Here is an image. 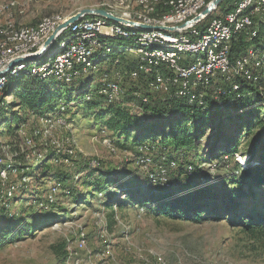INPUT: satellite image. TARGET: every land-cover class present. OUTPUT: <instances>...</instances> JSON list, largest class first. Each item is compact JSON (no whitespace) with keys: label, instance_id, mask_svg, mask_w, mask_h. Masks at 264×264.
I'll return each instance as SVG.
<instances>
[{"label":"rangeland","instance_id":"374dc122","mask_svg":"<svg viewBox=\"0 0 264 264\" xmlns=\"http://www.w3.org/2000/svg\"><path fill=\"white\" fill-rule=\"evenodd\" d=\"M107 1L0 0V3L14 2L10 12L0 13V26L7 22H14L17 26L34 25L41 18L52 14H61L68 19L82 9L101 7ZM70 35L68 33L67 38ZM113 44L115 47L119 46V49L135 46L133 41L124 40H116ZM116 52L117 50H114L112 55ZM123 56L125 58L120 60L121 64L116 66L112 61L100 63L96 69L81 75L72 83L50 79L51 88L56 92L54 98L57 105L66 103L72 114L69 128L59 129L53 138L62 142L66 131L75 129L78 140L76 155L69 165L47 164L44 167L45 173L33 164L30 167V171L34 173L33 179L28 183L25 193L19 195V199L11 208L12 212L17 214V219H10L0 210V227L6 228L7 223L13 224V227L2 232L6 235L0 233V239L5 238L0 245V264H70L66 255L68 247L82 256L83 264H143L134 251L137 246L155 248L168 264H264V235L247 232L242 226H235L232 223L234 210L226 211L220 216L207 214L204 220L187 219L186 216L158 213L153 205H150L153 209L149 210L146 203L141 205L128 200L134 197L124 191L122 194L126 200L119 203H116L115 199L109 201L107 192L100 194L96 187L90 186L92 182L95 184L101 180L98 171H91L96 168L91 161L96 160L102 163L106 170H117L119 181L131 180L133 192L139 189L141 181L148 178V184L156 188L160 196L170 194L167 182H150V174L159 166L161 156H167L163 153L165 149L157 148L152 151L148 146H141L139 151L135 152L131 151L129 146L132 147L142 134L152 142L165 140L172 121H155L149 111L139 106L136 101L140 99L139 95L149 94L152 96L151 100H154L162 94L151 91L143 79L127 78L125 69L129 65V68L133 67L137 57L133 53ZM107 69H111L110 72L113 73L119 71L124 74L122 84L126 93L121 101L110 103L95 95L101 76ZM26 82L27 80L23 81L22 86ZM134 90H139L136 95L132 94ZM262 91L264 94V86ZM89 93L91 99L87 100L85 97ZM254 97L247 93L234 105L222 110L220 115L204 116L198 135H195L193 142L187 147L189 157L201 168H197L198 175L194 178L185 177L183 161L179 170L169 171L168 180L171 178L176 185L174 192H181L185 188L192 189L201 173H206L209 186L216 191L238 188L242 185L243 170L250 162L254 165L264 164V138L261 141L259 139L264 129V106L260 107ZM6 100L9 106L13 100L12 95L9 94ZM19 104L20 99H17L13 109L18 110ZM123 110L127 112L126 121L132 124L126 129L120 125L117 114L124 112ZM25 115L30 128L34 117L28 111ZM163 126L165 129L161 130L160 127ZM1 127L2 123L0 146L15 137L13 130L6 131V126L2 129ZM105 137L111 138L120 146L117 152H112L104 144ZM232 139L237 149L233 159L228 156L227 144ZM217 141L221 145L215 158L210 149ZM170 151L172 149L165 153L169 154ZM252 153L254 156L250 158ZM146 158L149 159L148 162L140 161ZM226 158L227 161H224ZM79 173L76 179L75 176ZM51 180H61L66 185H71L74 188L73 197L70 199L66 194L59 193L57 204L50 212L44 213L37 205L30 204L33 198L28 195L35 194V198H42ZM109 186L114 184L110 183ZM244 188L248 195L242 199L243 203L246 202L249 207H257L264 212V185L252 191H249L246 185ZM139 194L138 192L139 198L143 200L144 195ZM76 197L80 198L77 200ZM245 209L246 207L242 208V211ZM81 231L86 233L85 250H79L77 247V234ZM127 234L132 235L133 245H129L124 239ZM106 246H110L114 260L103 263L105 261L97 253Z\"/></svg>","mask_w":264,"mask_h":264},{"label":"built area","instance_id":"2783aa9c","mask_svg":"<svg viewBox=\"0 0 264 264\" xmlns=\"http://www.w3.org/2000/svg\"><path fill=\"white\" fill-rule=\"evenodd\" d=\"M212 1L108 0L101 7L90 9H104L125 21H113L101 15H84L62 29L54 40L56 42L44 51L41 50L45 41L67 20L66 17L52 14L34 25L25 26L7 22L0 26V112L4 106L1 99L2 96L8 98L4 91L11 79L22 80L30 76L72 83L96 69L100 63L111 61L114 56L115 65L121 64L118 56L129 53L137 57L136 67L124 72L129 78L144 79L153 92L169 94L176 88L175 95L185 97L190 105L203 106L205 93L195 92L196 88L209 86L218 78L232 81L240 77L258 82L264 76V0H237L230 12L221 11L217 15L219 6H216L210 14L203 15L202 11ZM12 6L14 2L0 3V13L10 12ZM197 17L198 20L193 22ZM201 24L205 26L203 31L199 29ZM140 25H148L152 29L145 30ZM68 33L71 35L67 38ZM240 35L247 40L257 39L258 45L249 47L243 55L232 59V42ZM116 40L133 41L135 46L119 49L113 44ZM114 50L117 52L112 55ZM33 54H37L34 59H26ZM110 70L102 74L98 93L113 101L124 94V74ZM233 88L238 89L239 86L233 82ZM139 97L148 102L147 96ZM85 98L90 100L91 93ZM30 114L34 117L32 127L29 128L27 120H24L14 132V139L0 146V207L10 208L12 200L27 190L28 183L33 179L28 174L33 164L69 165L76 155L78 140L75 129H68L62 142L53 138L59 129L66 130L71 125L63 103L54 112L38 119ZM104 144L112 152L119 149L111 138L105 137ZM140 161L148 162L149 159ZM91 162L93 167L100 164L96 160ZM175 166V161H171L169 167L159 164L150 174V182H167L169 186V168ZM189 169L192 170V166ZM78 175L80 173L75 176L76 179ZM59 193L68 197L69 187L58 180L49 181L44 193L47 203L42 204L45 209L57 202ZM77 237L78 249L85 250L86 233L81 231ZM124 239L129 245L134 244L132 235L127 234ZM67 251L70 264H83L81 255L70 247ZM134 251L143 264H168L155 248L137 246ZM97 255L105 261L103 263L114 260L110 246Z\"/></svg>","mask_w":264,"mask_h":264},{"label":"trees","instance_id":"16d2710c","mask_svg":"<svg viewBox=\"0 0 264 264\" xmlns=\"http://www.w3.org/2000/svg\"><path fill=\"white\" fill-rule=\"evenodd\" d=\"M237 0H224L219 4L218 11L230 12L234 9V3ZM204 24L199 25V29L203 31ZM258 45V40H247L244 35H240L238 39H234L232 42V49H231V58L235 59L243 55L249 47ZM116 56L111 59L114 63ZM120 60H123L125 57L123 55L118 56ZM132 64V63H130ZM131 66V65H129ZM126 68L125 71H129L132 68L136 67V60L134 62L133 67ZM123 68V64H122ZM129 78V77H127ZM51 78L46 79H36V78H23L22 80L18 79H11L8 82L7 88L4 91V94L7 96L9 94L12 95L13 100L9 103L10 105L7 106V100L4 99L2 96L1 102H4V106L0 112V123H2V127H7L6 131L13 130L14 132L20 126V124L26 120L27 116L25 115L26 111L28 113H33L35 115V119L43 117L46 113L54 112L56 108H58L57 101L54 98V92L51 88L50 83ZM53 79V78H52ZM131 79V78H129ZM27 80V82L22 86L21 83ZM124 81V80H123ZM144 81V79L142 80ZM146 82V81H145ZM233 82H235L239 88H233ZM101 83L96 90V96L108 101L103 95L98 93L99 88L101 87ZM147 84V83H146ZM22 86V87H21ZM263 86H264V76L259 79L258 82H251L247 81L243 78L236 77L232 81H228L225 78H218V80L214 83L211 82L209 86L206 87H198L195 92H203L205 96L203 97L204 104L203 106H198V104L190 105L187 102L185 97H178L175 95V91L177 90L174 88L171 93H161L162 95L159 98L152 99V96L149 94L148 103L142 101V99L136 100L140 107L149 111L152 115L153 120H161V119H168L172 121L169 125V133L164 138L163 141H151L149 137L141 135L138 136L137 142L132 144V147L129 146L131 151L138 152L141 146H148L153 151L155 149L162 148L165 149V152L168 149H172L169 154L163 152L167 156L162 157L161 160L158 161L160 164H163L167 167L170 166L171 161L176 162V166L174 168H169V171H176L179 170L181 167L182 161L184 162V169H185V177L194 178L198 175L197 168L200 167L192 158L189 157V150L187 147L193 142L195 135H198L199 129L202 127V120L204 116L208 115H220L221 111L225 108L229 107L230 105H234L235 102L241 100L244 95L251 94L254 95V101L259 103L260 107L264 106V94H263ZM123 87V84H122ZM139 90L132 91L133 95ZM124 90V94H125ZM123 94V95H124ZM121 96L119 99H115L113 101H108L110 103L118 102L123 99L124 96ZM136 99V96H134ZM17 99H20V104L18 105V110H14L15 102ZM66 106V113L72 117L71 112L69 111V105L63 103ZM124 111V110H123ZM127 113V112H126ZM124 112H118L119 115V122L123 129H126L127 126L132 125L130 122H127V114ZM69 118V120H70ZM188 122H190L188 124ZM161 130H164L165 127H160ZM264 138V129L261 132L259 139L260 141ZM114 141V140H113ZM219 141V139H218ZM215 142V144L211 147L212 155L215 156L217 152L220 150V143ZM167 142V144H166ZM115 145L120 147L115 141ZM161 143V144H160ZM170 144V145H169ZM228 144V156L231 159L234 158V153L237 152L235 148V143L232 140L227 142ZM264 146V141L262 142ZM254 155L251 154L252 158ZM264 158V153L262 155ZM227 161V158L224 159ZM36 166L37 169L41 171L44 170V167ZM189 166H192V173L189 172ZM201 168V167H200ZM202 168L201 170H203ZM91 171H98L99 174V181L95 184L92 182L90 184L91 187H96L95 189L98 193H102L103 191L108 193L109 201H114L116 203L122 202L126 200L122 193H130L131 196L134 198H127L128 200H133L141 205H148L146 206L149 210L156 207L155 210L161 214H167L169 216H176V217H183L186 216L187 219H196V220H204L207 216L205 215H212V216H220L223 215L226 211H235L233 215V224L235 226H242L245 231L252 232V233H259L260 235H264V212H261L257 207H249L247 203H243L242 199L246 197L247 190L244 188L246 185L249 191L253 189H258L264 185V164L259 163L257 165L249 163L243 170V180L242 185L238 188H233L230 190H219L216 191L212 188L210 183H208V179L205 174H200L198 182L194 183L195 186L191 188H185L181 192H174L173 189L176 185L174 184L171 178L169 180L170 185L168 187L167 195L160 196L153 186L149 183V180L141 181L139 189H136L135 192L132 187V181L130 180H121L116 176L118 175L116 171L106 170L102 163H100L94 170ZM119 171V170H118ZM45 173V170H44ZM31 176H34L33 171L28 172ZM193 174V175H191ZM170 177V173H169ZM109 178V179H108ZM108 179V180H106ZM61 181V180H58ZM73 181V180H72ZM77 182V181H74ZM64 186L69 187L70 199L73 197V189L71 185H66V183L62 182ZM110 183L114 184V186H109ZM74 184V183H73ZM126 189V190H124ZM128 190V191H127ZM120 191V193H119ZM124 191V192H123ZM144 195L143 200H141L138 196ZM25 193V192H24ZM23 193L21 194V196ZM30 198H33L31 205H37V207L43 211L44 213H48L51 209L57 204H51L49 209H45L43 203H47V198L43 196L42 198L38 197L35 198V194H29ZM20 196H16L12 202L10 208L0 207V210L4 215L9 217L10 219H17V214L12 212V205L14 202L19 199ZM81 197V196H80ZM79 197V198H80ZM79 198L76 197L78 200ZM76 200V201H77ZM122 200V201H121ZM143 201V202H141ZM111 205V204H110ZM150 205H153L150 206ZM151 207V208H150ZM245 211H242V208H245ZM264 208V207H263ZM204 212H207L204 214ZM18 225L17 223H15ZM13 227V224L7 223L6 228L0 227L1 235H6L2 233L7 229ZM259 229V231H256ZM5 238L0 239V245L4 242ZM12 241V240H11ZM67 255V253H66Z\"/></svg>","mask_w":264,"mask_h":264},{"label":"water","instance_id":"95a60500","mask_svg":"<svg viewBox=\"0 0 264 264\" xmlns=\"http://www.w3.org/2000/svg\"><path fill=\"white\" fill-rule=\"evenodd\" d=\"M223 1L224 0H213L211 2V4L202 11V14L207 16L208 14H210L211 10L214 7L219 6V4L221 2H223ZM84 15H101V16H105L108 19L113 20V21H119V22L125 21L122 18H119V17H116V16L112 15L111 13H109L108 11H106L104 9H99V8H96V9H90V8L82 9L78 13H76L73 16L69 17L67 20H65L62 24H60L57 27V29L45 41L44 48L41 51H44L45 49H48L53 44V42L56 39L58 33L62 29L66 28L70 23L76 22L77 20H79ZM197 20H198V17L195 18L193 20V22H196ZM140 28L145 29V30L152 29V27L148 26V25H140ZM36 56H37V54H33L32 56L26 57V59H34Z\"/></svg>","mask_w":264,"mask_h":264},{"label":"crops","instance_id":"0c3cea01","mask_svg":"<svg viewBox=\"0 0 264 264\" xmlns=\"http://www.w3.org/2000/svg\"><path fill=\"white\" fill-rule=\"evenodd\" d=\"M222 12H223V10H222ZM220 13H221V11H220V12H218V13H217V15H219Z\"/></svg>","mask_w":264,"mask_h":264}]
</instances>
